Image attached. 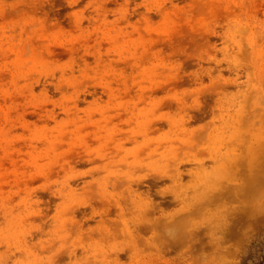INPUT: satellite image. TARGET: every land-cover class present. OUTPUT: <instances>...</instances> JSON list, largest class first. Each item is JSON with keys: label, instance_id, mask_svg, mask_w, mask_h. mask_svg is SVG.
<instances>
[{"label": "rangeland", "instance_id": "obj_1", "mask_svg": "<svg viewBox=\"0 0 264 264\" xmlns=\"http://www.w3.org/2000/svg\"><path fill=\"white\" fill-rule=\"evenodd\" d=\"M0 264H264V0H0Z\"/></svg>", "mask_w": 264, "mask_h": 264}]
</instances>
